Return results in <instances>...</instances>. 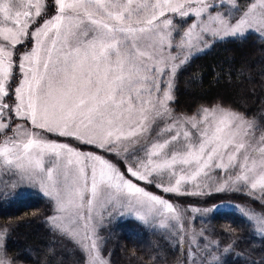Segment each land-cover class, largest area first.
<instances>
[{
  "label": "snow or ice",
  "instance_id": "obj_1",
  "mask_svg": "<svg viewBox=\"0 0 264 264\" xmlns=\"http://www.w3.org/2000/svg\"><path fill=\"white\" fill-rule=\"evenodd\" d=\"M250 36L264 47V0H0V159L14 166L12 187L39 184L51 202L47 222L84 264H108L99 229L105 214L123 216L125 204L169 221L176 264H205L204 230L191 229L190 213L209 209L178 207L140 182L177 197L209 195L214 186L264 208V108L250 114L222 99L174 107L177 73L191 59ZM246 71L230 67L226 76L264 91V69ZM225 207L264 239V211L231 204L211 211ZM7 234L0 227V264H64L54 246L37 249L35 259L11 255ZM154 252L148 264H163Z\"/></svg>",
  "mask_w": 264,
  "mask_h": 264
},
{
  "label": "trees",
  "instance_id": "obj_2",
  "mask_svg": "<svg viewBox=\"0 0 264 264\" xmlns=\"http://www.w3.org/2000/svg\"><path fill=\"white\" fill-rule=\"evenodd\" d=\"M242 66L247 69L245 75L252 76L264 69V47L256 36H250L246 41H221L191 59L177 73V103L174 107L177 111H190L198 104L222 99L225 104L258 114L264 108V91L259 85H241L238 77H233L230 83L226 76L230 67L238 70ZM253 87L256 88L255 95L249 93ZM51 212L50 201L38 195L0 196V227L8 228L7 247L11 255L29 253L35 259L37 249L46 250L54 246L62 254L59 258L64 264H77L73 246L69 241L59 239L48 226L46 219ZM202 227L211 241L218 242L215 252L223 251L226 245L235 241L234 248L220 256L222 264L264 262V239L253 233L238 212L215 211L202 223ZM228 229L234 230V234ZM101 236L104 238L101 251L109 264H148L147 257L155 255L157 247L159 254L166 258L163 264H176L177 257L181 255L170 251L172 242L165 234L131 219L106 224ZM24 264H32V260H25Z\"/></svg>",
  "mask_w": 264,
  "mask_h": 264
},
{
  "label": "rangeland",
  "instance_id": "obj_3",
  "mask_svg": "<svg viewBox=\"0 0 264 264\" xmlns=\"http://www.w3.org/2000/svg\"><path fill=\"white\" fill-rule=\"evenodd\" d=\"M49 139L53 140H59V141H65L66 138L63 137H56L55 135H50ZM73 146L79 147L82 151H97L96 149L92 148L91 146L87 145H81L76 141H71ZM109 159H115L114 157H108ZM44 166L45 168L52 166L49 162V158L45 157L44 158ZM9 168H14V166H6L3 164L2 159H0V191L5 192L4 195H10V196H15V197H24L26 195H38L40 197L46 198L48 201L49 198L44 196L42 191L39 188V184L36 186H31V185H17L16 187H12V185H16V180L12 179L10 176V173L7 171ZM121 168L123 170V165H121ZM141 186L146 187V189L154 194L157 195H163L165 198L169 199L171 203L178 207H183L187 208L190 205L200 208V209H209V211L205 213H190V215H193L195 217L194 221L191 223V229L199 234V232L203 229L202 223L215 211H211L213 206L215 205H220V204H231V205H241L245 206L248 208H253L256 210V212H262L264 211V208L261 207L259 203H254L252 200L248 198V196L239 193V192H234V191H225V192H215L214 186L211 190L206 189V191H210L211 194L209 195H204L201 197H177L175 195H169V194H164L160 190L151 187L149 185H145L142 182ZM161 193V194H159ZM51 203V202H50ZM223 210H233L238 212L239 214L242 215L240 211H237L235 208L232 207H225V208H220L219 211ZM102 209L97 208L96 209V215L98 216ZM123 216L120 215H115L114 218H109L107 214H105V218L103 221V227L99 229V234L101 235L102 229L106 224L108 223H115L117 221L121 220H134L138 223H141L142 225L151 228L152 230L162 232L167 236V238L172 242L171 237L169 236V232L171 231L170 228H165L163 225L168 224L169 221L167 219L160 218L155 215V209H150L148 207H137L134 205H127L125 204L123 206ZM52 215H49V217ZM143 216L144 220L138 219V217ZM243 216V215H242ZM244 217V216H243ZM245 218V217H244ZM48 218L46 219V221ZM48 223V222H47ZM48 226L50 227V224L48 223ZM205 234V232H204ZM206 239L204 240V244H208L207 248V253H201V255L206 256V261L205 264H217V261L213 259V257H219L223 254L224 251L221 252H215L214 249L218 248L216 244H211L209 243L211 240L205 235ZM67 241V240H63ZM70 243V242H69ZM73 248L76 251V257H77V264L78 261H80V264H84V261L82 259V255L80 251L74 247L72 243H70ZM102 254V251H101ZM102 256H104L102 254ZM104 258L109 262L108 258L104 256ZM200 257L197 256V261L199 262ZM109 264V263H108Z\"/></svg>",
  "mask_w": 264,
  "mask_h": 264
}]
</instances>
